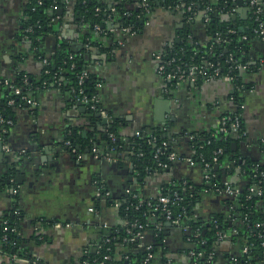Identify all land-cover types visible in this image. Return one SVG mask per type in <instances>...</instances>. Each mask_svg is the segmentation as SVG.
<instances>
[{
	"label": "crops",
	"instance_id": "1",
	"mask_svg": "<svg viewBox=\"0 0 264 264\" xmlns=\"http://www.w3.org/2000/svg\"><path fill=\"white\" fill-rule=\"evenodd\" d=\"M27 2L0 0V77L7 81L21 71L38 76L41 69L39 62L30 54L27 56L25 43L19 37ZM110 4L111 0H107V5ZM61 8V14L56 12L57 33L48 34L43 41L45 52L52 54L59 41L83 46L87 52L88 44L83 45L74 2L66 0ZM250 8L247 0H242L230 11L241 27L247 22ZM261 9L264 16V7ZM204 14L188 19L173 7L158 5L148 15L143 30L133 34L119 32L116 20H110L107 27L115 33V41L108 39L113 44L112 50L103 52L91 47L86 54L88 69L102 80L101 109L94 124L83 106L71 103L53 88L37 94L35 107L13 109L5 142L9 152L3 148L4 156H0V207L9 208L13 195L18 196L24 215L19 234L32 258L28 262L20 260L19 264H83V258L96 248L99 229L121 224L116 210L118 201L132 187L139 194L151 197L167 186H202V168L184 160L193 153L189 141L194 134L212 132L220 126L218 114L235 106L231 99L233 86L229 80L216 78L199 83L182 82L169 89L157 71L156 55L177 42L184 30L193 44L204 45L209 40ZM96 38L92 34L89 42ZM249 56V64L257 65L240 72L245 86L239 105L243 138L232 141L235 150L229 146L226 164L222 162L219 169V175L226 178L223 183H232L230 178L238 188L248 185L249 176L236 157L264 163V66L260 65L264 60V43L261 39L249 43ZM162 99L168 100L170 107L160 112L158 103ZM157 114L165 118L162 126L170 133L168 139L182 158L173 161L167 170L140 176L132 168L127 149L122 151L120 159L113 156L103 164L104 159L93 158L89 151L76 155L67 150V129H73L83 138L102 141L106 127L116 122L119 138L127 145L142 130L161 124L155 119ZM228 159L235 161V166ZM220 196L203 190L196 197V214L205 221L215 214L228 216L231 207ZM107 197L111 202L106 201ZM41 220L50 224L43 225ZM35 235H39V241L31 238ZM150 240L149 233L142 234L136 244L138 248L121 246L117 254L120 257L127 251L137 253L147 248ZM192 245L194 242L182 228L171 226L162 236L160 255L145 264H193ZM237 252L228 233H223L213 247L212 264H233Z\"/></svg>",
	"mask_w": 264,
	"mask_h": 264
},
{
	"label": "trees",
	"instance_id": "2",
	"mask_svg": "<svg viewBox=\"0 0 264 264\" xmlns=\"http://www.w3.org/2000/svg\"><path fill=\"white\" fill-rule=\"evenodd\" d=\"M72 1L78 26L83 31V45L84 43L88 44L87 52L91 47L103 52L112 50L113 44L108 43V39H112V42L115 41V33L109 31L107 27L110 20H116L119 32L127 33L122 31L127 28L130 34V32L139 33L143 30L145 22L149 19L148 15L158 5L164 7L179 5V11L187 17L189 14L184 11L191 4L196 12L192 19L200 13H205L203 20L205 22V18L208 17L205 24L209 40L204 45L193 44L187 38L185 33L187 30H184L180 32L179 40L165 47L161 54L163 60L174 57L175 63L184 68L196 65L205 67L209 71L207 66L212 64L213 67H218L221 76L228 75L232 78L231 99L235 106L218 114L220 126L217 129L208 133L194 134L193 139L189 141L193 152L190 157L202 170L203 163L211 162L218 149H221V153L217 155L215 164H222V162L226 164V153L232 141H240L243 138L241 135L244 126L239 105L245 86L241 81L240 72L242 70L238 67L246 66L247 69H253L257 65V63L249 64V43L254 39H261L260 24L264 27L262 9L256 13L254 8H250L247 22L241 27V22L230 11L242 0H159V4L154 0H146L147 7L142 5V0H111L110 5H107V0ZM64 3L65 0H28L21 20L19 37L25 43L27 56L30 54L29 56L39 62L41 69L38 76H31L21 71L14 78L8 79L9 85L19 88V94H15L13 88L5 85L4 78L0 77V117L11 120L13 109L28 106L22 97L35 100L41 90L53 88L60 91L71 103L83 106L91 123L94 124L98 121L97 113L101 109L100 103L96 104L97 110H92L91 102L80 101L83 96L89 100L92 95L99 97L97 83L102 82L101 78L88 69L87 52L83 46L79 47L68 41H59L57 42L58 46L53 48L52 54H47L43 48L45 37L48 34L57 33L56 10L53 6L61 7ZM206 7H209L210 10L207 11ZM96 25H98L99 31L95 30ZM92 34H95L97 38L89 42V36ZM262 42L264 43L263 40ZM83 73H86V77L82 84H78L79 76ZM199 82L201 80L197 81V83ZM175 85L174 80L167 82L169 89H173ZM9 99H13L12 104L7 103ZM235 116L239 117L240 127L237 132H232L230 124ZM222 117H230L231 120L221 125ZM9 128V125L0 123V131L6 130L1 133L4 143ZM117 130V123H111L106 127L105 137L99 141L89 137L83 138L73 129H67L65 140L70 143L67 150L72 154L84 155L86 151L90 152L93 147H96L100 152L110 153L120 159L122 151L127 149L133 169L140 176L159 170L155 164L153 152L161 145L162 141L168 142L167 152L177 153L174 145L165 136L166 130L162 125L142 130L129 140L128 146L119 138ZM110 134L114 135V140L110 138ZM151 137L156 138L154 144L149 143ZM162 159L166 160L163 157ZM235 160L239 159L236 157ZM242 161L243 158L240 164L243 172L249 176L248 185L238 188L230 183L232 187L238 189V195L233 197L224 193L220 194L221 200L224 199L231 207L228 216L215 214L205 221L194 210L196 197L203 190L208 189L216 194L217 192L210 190L209 186L212 183L222 186L223 180H226L225 176L219 175V170H214V164L208 172L210 176H214L209 180L204 179V183L198 188L189 187V185L167 186L163 187L157 195L149 197L139 194V191L131 186L130 193L125 194L118 201V215L121 224L99 229L95 250L88 253L83 260L89 264H145V258L149 252L153 254V258L159 256L162 236L171 226L168 225L165 214L157 201L159 196L172 197L175 192L181 199L174 202L172 200L168 209L173 216L180 215L181 225L186 227V231L189 232L188 235L186 234L187 238L195 244L194 252L201 253L193 258V264L213 263V247H215L219 235L223 233H228L232 245L238 249V252L233 256L236 260L233 264H264V163L250 159ZM141 199H144L145 202L140 203ZM147 200L151 201V206L147 204ZM106 201L111 202L110 197H107ZM23 216L17 195H13L9 208L0 207V264H19L21 259L29 261L32 259L25 251L23 238L19 234V225H21ZM41 222L43 225L50 224L44 220ZM137 231H141L142 234H150L151 240L147 246L149 248L139 249L137 253L134 251L123 252L119 257L118 247H137L139 238L132 240ZM31 238L36 241L40 240L39 235L31 236ZM244 247L247 248L246 252H243ZM105 256L109 258L105 259Z\"/></svg>",
	"mask_w": 264,
	"mask_h": 264
},
{
	"label": "built area",
	"instance_id": "3",
	"mask_svg": "<svg viewBox=\"0 0 264 264\" xmlns=\"http://www.w3.org/2000/svg\"><path fill=\"white\" fill-rule=\"evenodd\" d=\"M142 1H143L142 5L147 7L146 0H142ZM247 3H248V5L251 8H254V11L256 13H259L261 11V6H260L258 0H247ZM55 7L56 6H53V8H55ZM173 8L176 9V10H180L179 5H176ZM206 10L209 11L210 8L206 7ZM231 10H234V9L231 8ZM184 13H188L189 14L187 16L188 19H192V17L196 15V12L193 10L191 4L186 7V10L184 11ZM207 20H208V17L205 18V21H207ZM145 24H148V21H146ZM95 30L99 31L98 25L95 26ZM128 30L129 29H127V28L123 29V31H127V32H128ZM230 32H232V31L230 30ZM130 33H132V32H130ZM259 34H260L261 40L264 41V27H262L261 24H260ZM156 61H157V71H158V73L161 75V77L166 82H168L170 80H174L176 84H179V83H182V82L197 83V81H199V80H201V81H209V80H213V79H216V78H223V79L229 80V82H231V79H232L228 75L221 76L218 67H213L212 64H208V66H207L209 71L206 70L205 67H204L205 68L204 69L203 67H199V66H196V65H191V66H188L187 68H184L180 64L175 63L176 59L174 57H171L170 59H167V60H163L161 53L156 55ZM260 65L264 66V60H262L260 62ZM238 68H240L241 70L247 69L246 66H240ZM85 77H86V73L81 74L79 76L78 84H82L83 79ZM3 83L5 85L9 86L10 88H13L12 85H9L7 80H4ZM101 86H102V84L100 82H98L97 83V88L99 89ZM13 90H14L15 94H19L20 93V90H19L18 87H14ZM22 99L25 100V102L27 103V105L29 107H35L36 106V101L35 100H32L30 98H25V97H22ZM80 101L83 102V103L91 102L90 108L92 110H97V105L96 104L99 102V97H98V95H92L90 100H89L88 98H86V96H83L80 99ZM7 103L8 104H12L13 103V99H9L7 101ZM230 120H231L230 117H222L221 120H220V123H221V125H224L226 123V121H230ZM0 123L10 126L11 125V120H6V119L0 117ZM230 126H231L232 132H237L238 131V129L240 127V121H239V117L238 116L234 117V119L232 120ZM222 129H224V128H222ZM2 132L4 133V132H6V130L2 129ZM242 134H243V132H242ZM109 136H110V138L112 140H114V135L113 134H110ZM155 140H156L155 137H151V139H149V143L150 144H154ZM67 145H70V143L68 141H67ZM167 145H168V142L162 141L161 145L158 146L153 152V158H154V160L156 162L155 164H156L157 168H159V170H167L170 167V165H171V163L173 161L182 159L176 152H173V151H168L167 152L166 151L167 150ZM3 148L7 152H9V148L6 145V143L3 144ZM90 153H91L92 157L95 158V159H104V160H108V161L113 159V155L112 154H110V153H102L96 147H93L92 150L90 151ZM220 153H221V149H218L215 152L216 156H214L212 158L211 162H204L203 163V171H204V179L205 180H209L210 178H212L214 176V175L210 176L208 172L211 169L212 164L215 165V163L217 162L216 157ZM162 157L164 159H166V160H163ZM184 160L186 162H188L189 164H196V161L190 156L187 157V158H184ZM209 188H210V190H214L218 194L224 193V194H227V195H230V196H233V197L238 195V189L236 187H232L230 184H228L226 182H224L222 186H219L216 183H212V185L209 186ZM206 190H208V189H206ZM106 195H107V193H106ZM134 196H136V195H134ZM172 197H169L167 195H161L158 198L157 204L160 206V208L162 209L163 213L165 214V218L167 220V223H169L171 226H174V227H177V228H182V230L186 231L187 228L182 226L181 223H180V215L173 216L171 214L170 210L168 209V205H169L170 202H172V200L174 202L175 200L181 199L175 192L173 193ZM139 202L142 203V202H145V201H144V199H141ZM146 202H147V204L149 206H151L152 203H151L150 200H147ZM257 226H259V225H257ZM141 237H142L141 231H137L133 235L132 240L133 239H138V238H141ZM246 251H247V248L244 247L243 248V252H246ZM190 255L193 258H196L197 256L201 255V253L200 252L196 253L193 250V251H190ZM104 258L108 259L109 257L105 256ZM151 258H153V254L149 252L147 254L146 258H145V262L149 261ZM21 260L28 262L27 259H21ZM83 264H89V263L85 260L83 262Z\"/></svg>",
	"mask_w": 264,
	"mask_h": 264
},
{
	"label": "water",
	"instance_id": "4",
	"mask_svg": "<svg viewBox=\"0 0 264 264\" xmlns=\"http://www.w3.org/2000/svg\"><path fill=\"white\" fill-rule=\"evenodd\" d=\"M154 1H156V3L157 4H159L160 2L158 1V0H154ZM259 1V4H260V6H262V7H264V4H263V1L262 0H258ZM56 12L58 13V14H61L62 13V8L61 7H58L57 9H56ZM158 105H159V108H158V111H163V110H167V109H169V101L168 100H160L159 101V103H158ZM82 110L84 109V108H81ZM155 119H156V121L157 122H160L161 124L158 126V127H161V125H162V122H164L165 121V118H163L162 116H161V114L160 115H155ZM172 120H174V118H172ZM84 134H85V132H84ZM165 136L167 137V138H170V133H168L167 132V130L165 131ZM3 144H4V142L3 141H0V156H4V151H3ZM235 147H236V144L235 143H232L231 144V150H235ZM231 163H232V165L233 166H235V161H233L232 159H228ZM106 162H108V161H106V160H103L102 161V164L103 163H106ZM241 162V159H239L238 160V163H240ZM132 166V165H131ZM133 168V167H132ZM219 169H221L220 168V164H215L214 165V170H219ZM133 171V169H131V172ZM161 171V170H160ZM236 171H238L237 169H236ZM236 177V176H235ZM229 180L232 182V184H234V180L233 179H230L229 178ZM6 183H9V180H7L6 181ZM117 211H119V209L117 208L116 209ZM168 225H170L169 223H168ZM185 234H189V232H187V231H185L184 232ZM191 248H195V245H192L191 246Z\"/></svg>",
	"mask_w": 264,
	"mask_h": 264
}]
</instances>
